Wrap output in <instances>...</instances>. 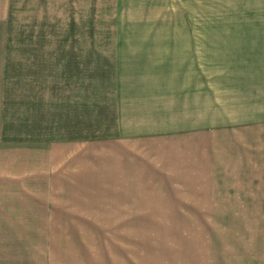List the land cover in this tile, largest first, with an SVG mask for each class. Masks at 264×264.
<instances>
[{
	"label": "rangeland",
	"instance_id": "rangeland-1",
	"mask_svg": "<svg viewBox=\"0 0 264 264\" xmlns=\"http://www.w3.org/2000/svg\"><path fill=\"white\" fill-rule=\"evenodd\" d=\"M139 3L136 17L157 24L129 32L212 34L215 19L228 14L227 0ZM47 75L34 77L46 85ZM18 76L0 81V264H264V132L215 130L214 118L227 107L207 98L210 90L201 105L170 107V124L194 115L205 126L144 137L136 147L145 154L154 146L157 157L170 158L171 184L148 196L101 197L75 186V156L54 152L38 131L68 118L60 121L38 102L23 116L29 99Z\"/></svg>",
	"mask_w": 264,
	"mask_h": 264
},
{
	"label": "crops",
	"instance_id": "crops-1",
	"mask_svg": "<svg viewBox=\"0 0 264 264\" xmlns=\"http://www.w3.org/2000/svg\"><path fill=\"white\" fill-rule=\"evenodd\" d=\"M139 1L0 0V81L21 74L29 99L23 116L38 102L68 118L38 131L54 152L75 156V186L101 197L148 196L172 183L170 158L136 147L144 137L205 126L194 115L170 124V107L201 105L206 90L227 107L215 130L264 132V0H227L228 14L215 19L212 34L129 32L157 24L136 17ZM35 72L49 74L46 85ZM161 171L166 181H158Z\"/></svg>",
	"mask_w": 264,
	"mask_h": 264
}]
</instances>
